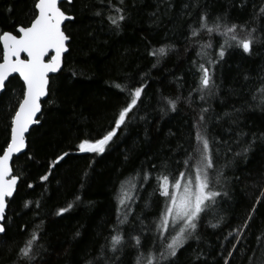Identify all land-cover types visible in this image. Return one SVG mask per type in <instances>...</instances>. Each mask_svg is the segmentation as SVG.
<instances>
[{"label":"trees","instance_id":"trees-1","mask_svg":"<svg viewBox=\"0 0 264 264\" xmlns=\"http://www.w3.org/2000/svg\"><path fill=\"white\" fill-rule=\"evenodd\" d=\"M35 2L0 0V33L28 26ZM262 6L264 0H123L122 4L120 0H73L64 4L62 10L74 17L64 26L70 37L68 52L61 71L50 78L45 100L50 102L42 103L40 123L27 136V155L12 163L19 184L3 221L6 233L0 236V264H28L19 250L33 234L39 255L32 264H104L97 259L101 246L105 258L113 256L108 245L117 232L126 243L116 264H136L134 236H140V251L146 257L158 256L175 233L172 227L157 228L166 203L157 177L171 173V181L190 170L184 161L196 144L194 124L204 108L208 109L205 116L211 117L210 136L220 142L215 166H223L226 178L223 187H216L228 195L217 197V203L201 214L200 239L189 240L175 258L160 264H225V260L249 264L250 258L256 264L264 252ZM119 15L125 19L116 28L109 17ZM202 15L209 23L221 17L244 26L245 30L237 29L238 39L255 28L251 54L236 47L238 41L229 36L203 30L193 36ZM161 47L165 56L151 54ZM222 47L225 55L220 58ZM201 63L210 69L215 84L213 94L205 93L204 99L196 91ZM11 79V90L0 95V148L10 137L11 115L22 91L20 80ZM116 85L133 91L143 86L142 102L103 153L79 152L78 143L96 140L114 127L116 115L129 102V93ZM169 101H176L175 111ZM225 142L232 151L226 150ZM248 144L251 149L246 154L234 156ZM65 152L69 155L51 167ZM44 175L47 180L41 179ZM122 183L131 198L124 206L119 204ZM129 206L128 222L122 224ZM216 223L218 227L210 226ZM238 229L243 235L236 244Z\"/></svg>","mask_w":264,"mask_h":264},{"label":"snow or ice","instance_id":"snow-or-ice-1","mask_svg":"<svg viewBox=\"0 0 264 264\" xmlns=\"http://www.w3.org/2000/svg\"><path fill=\"white\" fill-rule=\"evenodd\" d=\"M120 2L122 4L123 0H120ZM67 3L71 4L72 0H67ZM63 5L64 0H59V4L58 0H36L33 13L34 19L30 25L17 26L16 34L7 31L0 33V48H2V55H0V94L7 95L11 90L10 86L13 80L9 78L13 74H18V77L23 82L21 94L16 97L17 105L10 119V137L6 146L0 148V221L6 218L5 210L9 199L13 197L17 190L19 178L13 174L11 166L14 154L24 151L27 146L26 134H29V130L33 125L40 123L38 114L42 113V97L48 96L51 90L49 74L60 70L62 56L68 51L66 42L70 37L62 29V25H64L65 21L73 20L74 17L67 15L62 10ZM117 11L119 12L121 9H117ZM259 11L264 14V6ZM96 14L99 15L100 13L97 12ZM109 19L116 28H119L120 22L125 17L123 15L110 16ZM238 28L245 30L244 26L234 23L229 24L226 18L222 21L221 17H216L215 20L209 23L206 15H202L199 29L194 28L192 35L196 36L199 31L203 30L209 34L216 32L222 36H229L231 40L238 41L236 47L242 48L244 53L251 54V47L255 40L253 33L256 29L252 28L247 31V35L243 39H238ZM225 43L227 44V41ZM228 46L232 47L231 44ZM50 52H53L54 55H51L46 61L45 57L49 56ZM21 54H25L26 58L22 59ZM151 54L154 56L159 54V56L163 57L167 52L164 47H161L158 50H154ZM197 55L203 56L204 53L198 52ZM224 55L225 50L222 47L219 57L223 58ZM208 63H212V61L209 60ZM198 70L201 72V76L200 85L196 91L200 92L201 99H204L205 93L208 95L213 94L212 90L215 88V84L210 69L205 67L204 63L199 65ZM116 86L121 88V91L129 93V102L116 115L114 127L96 140H81L77 145L79 152L103 153L106 146L117 136V130L121 129L122 126L127 127L129 113L137 108L138 102H142L143 86L136 87L134 91L128 89L127 86ZM259 92L261 93V104L264 105V85L260 87ZM253 99L255 100L256 97L254 96ZM44 102L48 103L50 101ZM169 103L171 109L175 111L176 101H169ZM207 111L208 109L206 108L201 109L199 119L194 124L196 144L184 161L185 167L190 170L180 172L178 177L173 176L171 181V173L161 174L157 177L160 195L166 198L165 207L161 212L157 228L161 231H168L169 226L172 225L175 234L171 235L170 242L163 246V250H160L156 257L151 254L146 257L140 251L142 247L140 236L132 237L135 240L133 247L137 249L138 253L136 264H160L161 261H171L176 257L177 251L189 240L200 239L197 230L201 214L206 213L212 205L217 203V197L228 195L227 191L221 192L216 187L217 185L223 187L221 182L226 178L224 177L223 166L220 168L215 166L214 153L219 152V148L216 145L220 142L214 136H210L208 124L211 121V117L205 116ZM236 111H240V109ZM231 115V113H225V116ZM232 122L235 123L236 121L233 120ZM239 135L243 136L245 134L241 132ZM225 145L227 151H232L231 146L227 142H225ZM250 149L251 144H248L242 147L240 151L234 152V156L246 154ZM24 155H27V153L24 152ZM68 155L69 153L65 152L58 156L52 161L51 167H55ZM163 167L166 168L167 165L164 164ZM191 169H194V174ZM41 179L47 180L48 175L42 176ZM28 186L32 187L31 184ZM261 195L264 196V191H262ZM128 199L131 198L122 183L119 204L124 206L125 201ZM257 203H259V198ZM65 210L62 209L61 211ZM129 211L130 206L123 212V219L120 220V223L128 222ZM252 211H255V206ZM248 219L251 220V214ZM176 224L180 225L178 230L175 228ZM210 226L216 228L218 223ZM247 226L248 222L246 221L243 227L246 228ZM0 233H6L4 224H0ZM232 235L233 233L230 232L229 236ZM241 235H243V231L238 229L236 244L240 242L239 236ZM257 239L259 241L260 238L258 237ZM36 240L37 237L33 234L19 250V257L26 260L28 264H32V261L39 255L38 247L35 245ZM125 243L126 241L123 240L122 235L117 232L116 235L111 236L108 245L109 251L114 255L105 258V246H101L97 259L103 260L104 264H109V262L116 264V261L120 258L118 254L124 251ZM236 244H233V251L236 249ZM228 255L231 258L232 252H229ZM89 264H92V262L90 261ZM225 264H228V260H225ZM249 264H252L251 258ZM256 264H264V252H262L260 257H257Z\"/></svg>","mask_w":264,"mask_h":264},{"label":"water","instance_id":"water-1","mask_svg":"<svg viewBox=\"0 0 264 264\" xmlns=\"http://www.w3.org/2000/svg\"><path fill=\"white\" fill-rule=\"evenodd\" d=\"M72 1H73V0H72ZM58 4H59V0H58ZM64 4L70 5L69 3H67V0H64ZM71 21H72V20H71ZM71 21H65L64 25H62V29L64 30V26H65L68 22H71ZM29 25H30V24H29ZM13 34H16V32L13 33ZM68 44H69V40L66 42V47H67V48H68ZM1 49H2V48H1ZM67 52H68V51H67ZM67 52H65V53L63 54V56H62V63H61V68H60V70H59L58 72H56V73H50V74H49L50 78L56 76V75L61 71V69H62V64H63V58H64V56L67 54ZM51 55H54V53H53V52H50V53H49V56L45 57V60L47 61V60L50 58ZM21 58H22V59H23V58H26L25 54H21ZM14 77H17V78L20 80V82L23 83L22 80L18 77V74H13L12 77H10L9 79L14 78ZM0 95H1V94H0ZM46 98H47V96H46V97H42V103L46 100ZM40 115H41V113L38 114V118L40 117ZM37 125H39V124L33 125L32 128L35 127V126H37ZM32 128H30V130H31ZM30 130H29V133H30ZM28 135H29V134H26V137H27ZM25 151H26V148L24 149V151H23L22 153L14 154L13 161H14L15 158H17V157H19L20 155L24 154ZM12 163H13V162H12ZM11 166H12V164H11ZM18 184H19V179H18L17 186H18ZM14 194H15V193H14ZM10 199H11V198H10ZM6 209H7V207H6ZM5 213H6V210H5ZM3 221H4V220L0 221V224H3ZM2 235H3V233H0V236H2Z\"/></svg>","mask_w":264,"mask_h":264},{"label":"rangeland","instance_id":"rangeland-1","mask_svg":"<svg viewBox=\"0 0 264 264\" xmlns=\"http://www.w3.org/2000/svg\"><path fill=\"white\" fill-rule=\"evenodd\" d=\"M193 174H194V172H193ZM175 226H178V227H179L180 225H179V224H176ZM169 227H172V225H170ZM172 228H173V227H172Z\"/></svg>","mask_w":264,"mask_h":264}]
</instances>
